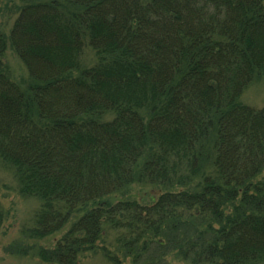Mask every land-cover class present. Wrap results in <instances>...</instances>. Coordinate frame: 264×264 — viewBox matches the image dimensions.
<instances>
[{"label":"trees","instance_id":"16d2710c","mask_svg":"<svg viewBox=\"0 0 264 264\" xmlns=\"http://www.w3.org/2000/svg\"><path fill=\"white\" fill-rule=\"evenodd\" d=\"M19 1L0 30V165L40 203L25 239L66 230L18 253L264 264V102H240L264 76V0ZM135 183L160 192L115 200Z\"/></svg>","mask_w":264,"mask_h":264},{"label":"rangeland","instance_id":"374dc122","mask_svg":"<svg viewBox=\"0 0 264 264\" xmlns=\"http://www.w3.org/2000/svg\"><path fill=\"white\" fill-rule=\"evenodd\" d=\"M20 4L19 0H0V30L4 33L8 34ZM4 59L15 81L27 80L28 74L25 66L10 47L7 49ZM93 61L94 53L88 50L85 56V64L91 65ZM240 102L253 108H260L263 105L264 76L255 78L250 83L243 91ZM159 192L157 186L135 183L130 185L125 192L116 195L115 200L130 199L149 203L151 198L157 196ZM0 204L5 213L4 222L0 227V264H44L35 257L34 253L27 256L19 254V246H53L66 229L39 241L25 239L22 229L32 226L33 214L40 203L35 198H26L19 193L13 169L3 165H0ZM114 248L111 247V249ZM112 251L115 252V250ZM116 252L122 257L120 252ZM150 252L152 254L150 253L148 259L145 258L140 264H189L182 261L177 256L176 251L170 248H165L162 252L154 248ZM121 259L123 264H132L129 258L122 257ZM81 263L109 264L100 251L85 254Z\"/></svg>","mask_w":264,"mask_h":264}]
</instances>
